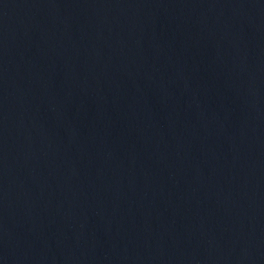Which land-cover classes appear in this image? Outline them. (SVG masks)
<instances>
[{"label":"water","instance_id":"obj_1","mask_svg":"<svg viewBox=\"0 0 264 264\" xmlns=\"http://www.w3.org/2000/svg\"><path fill=\"white\" fill-rule=\"evenodd\" d=\"M0 264H264V0H0Z\"/></svg>","mask_w":264,"mask_h":264}]
</instances>
